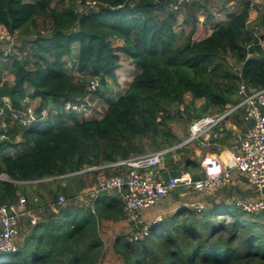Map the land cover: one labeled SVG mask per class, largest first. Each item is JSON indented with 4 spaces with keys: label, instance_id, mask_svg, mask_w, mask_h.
I'll use <instances>...</instances> for the list:
<instances>
[{
    "label": "trees",
    "instance_id": "trees-1",
    "mask_svg": "<svg viewBox=\"0 0 264 264\" xmlns=\"http://www.w3.org/2000/svg\"><path fill=\"white\" fill-rule=\"evenodd\" d=\"M169 1L90 0L79 12L74 2L52 6L53 0H0V27L11 33L36 31L27 42L29 57L0 63V113L8 124L0 122V205L16 201L22 190L17 182L50 177L54 179L37 182L49 199L45 202L57 204L60 194L68 199L55 209L45 206L43 219L31 227L23 244L18 242L15 251L0 258V264H99L104 256L100 224L125 218L123 198L104 191L92 201L93 207L89 196L86 203H77L64 179L77 177L82 185L84 175L97 177L98 172L59 176L142 154L147 140L156 149L177 145L174 121L225 112L240 101L241 84L264 88V49L248 27L253 0H242L240 10L213 23L202 39L194 38L200 5L185 4L177 31L178 11L168 8ZM40 18L49 25L47 34L36 30ZM257 25L264 30V10ZM113 39L122 43L114 45ZM75 44L77 57L72 55ZM121 55L129 57L137 74L119 96L100 95L105 104L101 117H82L65 108L68 102L92 96L91 78L97 77L103 86L106 78L117 80ZM67 58H75L71 67L77 76L67 67ZM30 63L33 68L27 67ZM4 70L13 75L12 82L2 80ZM36 100V110L49 108V115L23 127L14 115ZM45 120L49 124L37 126ZM225 120L241 132L248 129L244 110ZM221 132L204 144L209 152H219L233 134ZM14 149L17 153L12 154ZM166 156L172 157L171 152ZM169 160L173 171L177 166ZM196 165L184 157V171ZM115 172L105 170L107 175ZM193 177H202L199 168ZM113 247L123 264H264V210L245 211L236 200L212 199L200 210L185 206L164 217L143 240L117 238Z\"/></svg>",
    "mask_w": 264,
    "mask_h": 264
},
{
    "label": "built area",
    "instance_id": "built-area-1",
    "mask_svg": "<svg viewBox=\"0 0 264 264\" xmlns=\"http://www.w3.org/2000/svg\"><path fill=\"white\" fill-rule=\"evenodd\" d=\"M194 0H170L168 8L181 11L185 4ZM14 45V35L5 27H0V57L8 58ZM100 85L97 77L89 80V89L96 90ZM240 101L230 105L221 114H204L193 119L188 125V138L179 145L199 141L205 144L211 136L217 137L215 128L234 111L244 110L245 118L251 119L253 124L245 132L238 133L233 145L228 150L226 157L220 153L208 152L199 158L200 178H194L190 171H181L179 174L169 172L164 160L168 152L176 148H158L142 154L132 155L116 162L85 166L80 170L59 177L72 175L73 173H85L97 171L96 182L88 189H82L72 199L84 201L87 196L92 201L101 192L115 191L120 194L124 201L125 220L130 225L127 232V239L130 242L143 240L150 233L153 225L162 221L161 215L152 219L144 220L141 211L155 206L162 198L173 193L176 189H193L202 195H208L213 191L220 190L231 183L232 171H239L243 174L252 190L260 195L256 199H239L236 205L245 211L264 210V88L253 89L241 84L238 89ZM90 94L72 104L71 110H78L83 103L89 100ZM69 104V103H68ZM68 109V108H67ZM48 108L36 110L31 105L15 114L16 119L23 127L31 126L38 119L48 116ZM2 135L0 136V138ZM106 169L115 170L112 174H105ZM54 178L33 180L42 182ZM31 182V181H25ZM68 199L63 194L58 196L57 204H63ZM49 202L42 206H31L26 195L19 194L16 201L0 205V258L7 253L16 250L20 239V222L26 221L33 226L40 222L42 209L50 206L55 209L57 205ZM202 209L204 203L200 202L195 206ZM41 210V211H40Z\"/></svg>",
    "mask_w": 264,
    "mask_h": 264
},
{
    "label": "rangeland",
    "instance_id": "rangeland-1",
    "mask_svg": "<svg viewBox=\"0 0 264 264\" xmlns=\"http://www.w3.org/2000/svg\"><path fill=\"white\" fill-rule=\"evenodd\" d=\"M26 1H33V0H26ZM90 0H53L52 2V6H63L68 4L69 2H74L76 5V8L78 9L79 12H82L85 10L86 5L88 4ZM193 2H196L197 4L200 5V7L198 8L197 11V16L199 18V22H198V26H197V30L194 33V38H200L201 35H205L206 33L209 32L208 28H211L213 23H220V22H224L225 20H227V16L230 13H234L237 12L238 10L241 9V7L243 6V2L242 0H194ZM264 10V0H253L252 2V6L250 8V13H249V23H248V27L249 29H253V31L256 33V35L260 40V44L261 46L264 47V38H261L262 35H264V30H262L258 25V18L260 13ZM185 14V5L182 7L181 11H178V21L177 24L175 25V30H179L182 27L183 24V15ZM45 21V20H44ZM43 19L40 18L38 21V27L36 30H39L40 33L41 32H45V34H47V30L48 28V24L44 23ZM46 22V21H45ZM204 27V28H203ZM36 31L34 29H29L27 32H14V45H13V49L12 52L10 53L11 56H9L7 59L9 58H18L21 59L23 57H29L30 55V50H29V45H28V41L32 38L35 37V33ZM199 33V35H198ZM114 45H119L122 43V40L120 39H113L112 40ZM72 55L74 57L78 56V46L77 44H75L72 48ZM6 58H2L0 57V63H3L5 61H7ZM75 58H67L66 61V65L67 67L71 70L72 73L75 74V76H77V72L75 71V69L73 67H71V64L73 62ZM228 61L230 62V64H232V67L237 68V64L235 63V59L229 57ZM120 63H121V67L119 69V74H118V79L117 80H113L110 78H106L107 79V85L103 86V85H99V89L97 90V92L95 93V90L93 91L92 96L89 98V100L86 101V103H83V106H81L78 110H74L77 113L81 114L82 117H101L104 113L105 110V104L103 101V97L100 96L102 95V93H110L111 95H115L116 97L119 96L120 94H122L124 92V90L126 89V87L129 85V80H131L134 75L137 74L136 69L133 66V63H131V60L129 59V57L125 56V55H121L120 58ZM27 67L29 68H33L32 64L30 63ZM121 70V71H120ZM4 75L5 77L2 78V80L8 81L9 83L12 82L13 80V75L11 73H9L8 70H4ZM186 101L189 103L191 101V96L189 94H187L185 96ZM202 102V99L196 100L194 103L196 105H199ZM39 103V100H36L35 102H30V104L33 107H36ZM69 103V104H68ZM65 105V108L67 109H71L69 108L72 104H70L71 102H68ZM48 106L50 108H53L55 105H53L52 103H48ZM73 110V109H72ZM48 111L50 112V109L48 108ZM55 111V110H54ZM2 115V116H1ZM49 115V113H48ZM4 115L0 113V122L2 123L3 126H7L8 124L6 122H3V117ZM15 116V115H14ZM49 120L48 121H43L41 123H39L37 126L38 127H43L47 124H49ZM190 123V120H185L180 122L179 120H176L172 123L171 128L173 133H175L178 137V139L180 140V142L178 143V147H182L184 151H181L180 153L178 152H171V156H166L164 163L165 166L167 167V169L170 171V166L172 164V161L170 162V158L175 162V165L177 166L176 168H173V171L177 172V171H184L183 170V161H184V157L185 156H189L192 160H194L196 163H198L199 158L204 155L205 153H208V146L201 144L200 142L198 143H193V142H189L187 144L184 145H179L181 144L183 141H185L188 138V125ZM229 138V137H228ZM227 143L229 144V142L227 141ZM230 146V145H229ZM228 146V147H229ZM157 147L150 141H146L145 143V151L144 152H148V151H152L155 150ZM12 154L17 153V150L14 149L11 152ZM170 163V164H169ZM169 164V165H168ZM199 165H196L195 168H193L190 172H195L198 171ZM115 171V170H114ZM86 176L85 178V183H83L82 185H79L78 181L79 179H77V177H72L69 179H64V184H66L67 186H69L68 188L70 189V191L79 194L80 191L82 189H88L89 187L93 186L96 182L95 178H96V174L95 173H91V174H86L84 175ZM1 177L6 178L5 175H2ZM18 184H21V188L22 190H20V194L26 195L30 201L31 206L34 205H38V206H42L44 203H46L45 201L49 200L46 197L44 198L43 196L46 195V193L44 192V190L42 188H38V183L35 181H31V182H17ZM84 186V187H83ZM40 190L39 192L37 190ZM185 195L183 196V198L188 201V202H193L194 204L189 205L190 207H194L195 204H197L199 201L205 203V205L208 203L209 200H212V198L214 196L211 195H199L197 194L195 191L189 189L185 191ZM109 194H118L117 192H113V193H109ZM43 198H42V197ZM48 196V195H47ZM211 196V197H210ZM46 199V200H45ZM239 199H243V197L238 198ZM236 200V199H235ZM234 200V201H235ZM231 201V200H230ZM77 203H80L83 201H76ZM233 202V201H232ZM84 203H86V200L84 199ZM45 209V208H44ZM44 209H42V213L44 211ZM151 209V208H150ZM41 211V210H40ZM170 214V213H169ZM163 218L166 217L164 214H160ZM144 220H148L143 218ZM122 222L120 223V226H118V228L116 230H113L112 228L110 229L112 231V235L108 236L107 235V231L104 232V230H102V227H100V235L101 238L103 240L104 243V254L106 257H104V259L99 262V264H123V261L121 259L120 256H118L115 251H114V242L115 239L117 238H126L127 239V232L128 229L130 227V225L128 224V222L125 220V218L123 220H121ZM113 223H108V227H111ZM31 225L27 224L26 221L22 220L20 222V239H19V244H23L24 242V238L27 236V234L29 233V231H31ZM113 231H116V233L114 234Z\"/></svg>",
    "mask_w": 264,
    "mask_h": 264
},
{
    "label": "crops",
    "instance_id": "crops-1",
    "mask_svg": "<svg viewBox=\"0 0 264 264\" xmlns=\"http://www.w3.org/2000/svg\"><path fill=\"white\" fill-rule=\"evenodd\" d=\"M208 29H209L208 33H206L205 35H201V37L197 38V39H202V38L206 37L211 32V28H208ZM198 35H199V33H198ZM263 49H264V47H263ZM118 72H119V70L117 71V74H119ZM247 121L248 120L246 119V123H247ZM220 127H222L221 131L226 130V131L233 132L232 136H230L229 138H227L225 140L226 146H223V149H221L218 152V153H220L221 157L224 158L227 156L228 150L233 145L235 136L238 133H240L241 131L230 120H225L224 125L220 126ZM217 130L218 129H216L215 131H217ZM221 131H217L218 134H219V132L222 133ZM227 141L229 142V144L227 143ZM198 165H199V162H198ZM169 172L174 173L175 171L170 170ZM177 172H179V171H177ZM231 179L232 180H231V183L229 185L221 188L220 190L213 191L212 193L209 194L211 196H214L212 199H214L215 201H219V202H221V201L229 202L230 200L231 201H234L235 199L237 200L240 197H243V199H246V198L247 199H256V198L260 197V195L258 193L254 192L252 190V188L249 186V184L247 182L246 177L243 174H241L239 171L233 170L231 173ZM186 190H189V189H183V188L176 189L173 193L162 198L155 206L151 207V209L149 208V209L142 210L141 216L145 219H152L154 216L160 215V214H164V215L166 214L165 216L174 214L181 207H185V206L190 207L189 205H192L194 203L188 202L183 198V196L186 193L185 192ZM191 190H193V189H191ZM193 191H195V190H193ZM195 192L197 194L201 195L199 192H197V191H195ZM263 196H264V193H263ZM198 203H200V201ZM202 203H204V201ZM195 206H196V204H195ZM121 222L122 221L113 222V221L103 220L100 224V227H102V230H104V232L107 231L108 236H111L112 231L110 229L112 228L113 230H116L118 228V226H120ZM108 223L109 224L113 223V224L111 227H108V225H107ZM113 233L115 234L116 231H113ZM104 257H106L105 254L103 256V259H104Z\"/></svg>",
    "mask_w": 264,
    "mask_h": 264
},
{
    "label": "water",
    "instance_id": "water-1",
    "mask_svg": "<svg viewBox=\"0 0 264 264\" xmlns=\"http://www.w3.org/2000/svg\"><path fill=\"white\" fill-rule=\"evenodd\" d=\"M159 1H160V2H166V1H168V0H159ZM252 124H253V122H252L251 119H249V120L247 121V123H246L247 127H250ZM177 147H178V144L172 146L171 148H177Z\"/></svg>",
    "mask_w": 264,
    "mask_h": 264
}]
</instances>
